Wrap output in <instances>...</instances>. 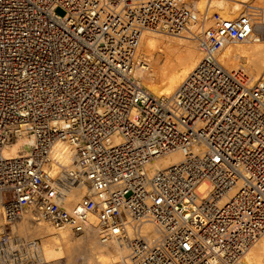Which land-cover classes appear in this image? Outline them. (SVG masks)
Returning <instances> with one entry per match:
<instances>
[{
    "label": "built area",
    "instance_id": "2783aa9c",
    "mask_svg": "<svg viewBox=\"0 0 264 264\" xmlns=\"http://www.w3.org/2000/svg\"><path fill=\"white\" fill-rule=\"evenodd\" d=\"M254 19L197 32L200 62L173 96L155 98L132 77L134 54L145 30L191 33L186 0H0L5 224L30 207L54 226L92 218L126 243L125 264H234L264 233V80L248 87L215 54ZM24 130L27 155L5 158ZM59 142L74 148L73 165L54 161ZM172 152L177 164L147 174ZM74 187L85 193L67 208Z\"/></svg>",
    "mask_w": 264,
    "mask_h": 264
},
{
    "label": "bare ground",
    "instance_id": "6f19581e",
    "mask_svg": "<svg viewBox=\"0 0 264 264\" xmlns=\"http://www.w3.org/2000/svg\"><path fill=\"white\" fill-rule=\"evenodd\" d=\"M196 19L190 24L191 33L178 35L145 30L140 36L134 54L132 77L155 98L171 97L180 89L189 74L198 65L201 52L196 36L200 30H206L218 20H234L244 12L255 17L250 34L243 40H225L215 59L226 70L237 72L250 87L264 80V0H186ZM33 138L27 131L3 147L2 155L7 159L27 155ZM113 143H120L118 137ZM51 156L54 161L73 165L74 148L66 143H56ZM182 159L179 152H172L150 162L147 174L177 164ZM208 183H201L198 190L208 191ZM84 188L74 187L68 194L64 206L79 202ZM3 197L0 193V239H6L1 245L0 256L9 253L14 244L16 257L11 255L7 263L15 264V259L28 253L27 263L35 264H125L129 251L126 243L116 236L103 237L95 221L91 218L85 224L77 226H54L37 209L26 208L17 219L5 224L3 218ZM92 220V221H91ZM5 227L9 231L5 232ZM151 232V228H143ZM150 233V234H151ZM33 238H38L36 242ZM13 252V251H12ZM5 257H0V264ZM23 263L22 259L19 258ZM234 264H264V233L246 249L238 252Z\"/></svg>",
    "mask_w": 264,
    "mask_h": 264
},
{
    "label": "rangeland",
    "instance_id": "374dc122",
    "mask_svg": "<svg viewBox=\"0 0 264 264\" xmlns=\"http://www.w3.org/2000/svg\"><path fill=\"white\" fill-rule=\"evenodd\" d=\"M7 231H9L8 229H7V227H5V232L7 233ZM36 242H39V239L38 238H33ZM5 242H6V239H5ZM27 255H29L28 253H24V255H22L21 257H19V258H21L22 259V261H27ZM14 257H16V256H14ZM18 258V259H19ZM32 264H35V263H32Z\"/></svg>",
    "mask_w": 264,
    "mask_h": 264
}]
</instances>
